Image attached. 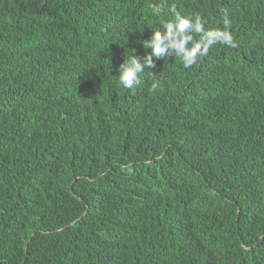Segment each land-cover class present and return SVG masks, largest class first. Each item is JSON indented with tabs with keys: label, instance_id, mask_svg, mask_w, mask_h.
<instances>
[{
	"label": "trees",
	"instance_id": "16d2710c",
	"mask_svg": "<svg viewBox=\"0 0 264 264\" xmlns=\"http://www.w3.org/2000/svg\"><path fill=\"white\" fill-rule=\"evenodd\" d=\"M173 4L236 47L124 88ZM0 264H264V0H0Z\"/></svg>",
	"mask_w": 264,
	"mask_h": 264
},
{
	"label": "clouds",
	"instance_id": "9594fccd",
	"mask_svg": "<svg viewBox=\"0 0 264 264\" xmlns=\"http://www.w3.org/2000/svg\"><path fill=\"white\" fill-rule=\"evenodd\" d=\"M170 16L162 24V30H154L150 38L142 40V58L135 54L136 50L128 60L123 57L116 70L119 83L124 88L134 90L138 87L145 69L151 70L154 75L157 60L176 56L187 69L197 63L199 58L206 56L209 48L217 42L236 47L228 30L231 25L227 19L224 21V30L205 31L204 22L199 15L182 14L174 4L170 7ZM194 34H199V40L195 39ZM159 87V82L154 81L150 90L155 92Z\"/></svg>",
	"mask_w": 264,
	"mask_h": 264
}]
</instances>
